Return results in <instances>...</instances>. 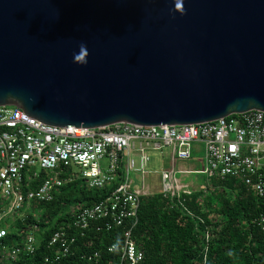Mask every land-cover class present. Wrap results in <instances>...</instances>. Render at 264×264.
<instances>
[{
  "label": "water",
  "instance_id": "95a60500",
  "mask_svg": "<svg viewBox=\"0 0 264 264\" xmlns=\"http://www.w3.org/2000/svg\"><path fill=\"white\" fill-rule=\"evenodd\" d=\"M181 126L264 112V0H0V107Z\"/></svg>",
  "mask_w": 264,
  "mask_h": 264
},
{
  "label": "built area",
  "instance_id": "2783aa9c",
  "mask_svg": "<svg viewBox=\"0 0 264 264\" xmlns=\"http://www.w3.org/2000/svg\"><path fill=\"white\" fill-rule=\"evenodd\" d=\"M200 146L202 164L196 156V165L174 166L175 160H193ZM165 148L170 150L171 168L160 172V190L155 191L143 181L136 183L133 174L142 177L152 174L148 170L149 154ZM73 166L80 173H74ZM227 179L264 199L263 111L250 110L194 125L117 123L88 129L50 126L27 116L21 109L0 107V206H3L0 224L14 215L17 217L14 220L25 219V211L31 210L32 205L52 202L61 188L74 180H81L88 189L101 194L92 205L70 212L69 222L48 241L47 248L52 254L45 256L42 264H58L74 256L77 238L86 236L91 229L121 232L120 244L115 242L107 247L108 253L117 251L113 264H141L144 251L134 240V230L145 197L160 194L171 209L178 208L204 224L190 210L188 200L211 190L213 180ZM38 181L39 185L32 189ZM38 222L29 228L19 245L6 247L0 243L1 264L16 261L22 253L35 254L40 243ZM258 224L264 230L263 217ZM208 233L205 228L203 264ZM7 234L8 226H0V241ZM81 259L85 264H100L102 254L85 252Z\"/></svg>",
  "mask_w": 264,
  "mask_h": 264
},
{
  "label": "trees",
  "instance_id": "16d2710c",
  "mask_svg": "<svg viewBox=\"0 0 264 264\" xmlns=\"http://www.w3.org/2000/svg\"><path fill=\"white\" fill-rule=\"evenodd\" d=\"M39 183L35 182L32 189ZM211 184V190L193 195L187 202L204 224L178 208L171 209L160 194L142 200L139 223L134 230V240L144 251L141 264H203L205 228L209 232L206 264H264V230L258 224L259 219L264 218V199L232 179L213 180ZM100 195L88 189L81 180H74L62 187L52 202L32 205L25 219L13 221L0 243L6 247L19 245L38 220L39 246L35 254L22 253L10 264H42L44 257L52 254L47 248L48 241L69 222L70 212L92 205ZM2 209L0 206V211ZM120 234L118 230L96 232L91 229L86 236L77 238L75 255L58 264H85L82 253L95 251L102 254L100 264H113L117 251L108 253L107 247L115 242L120 244Z\"/></svg>",
  "mask_w": 264,
  "mask_h": 264
},
{
  "label": "rangeland",
  "instance_id": "374dc122",
  "mask_svg": "<svg viewBox=\"0 0 264 264\" xmlns=\"http://www.w3.org/2000/svg\"><path fill=\"white\" fill-rule=\"evenodd\" d=\"M196 154V153H195ZM194 154V159L191 161H181V160H175L174 166L176 168L178 167H184L188 168L189 166L196 165V156L198 157L197 160L199 161L200 164L203 163V148L200 146V152L197 153L196 155ZM171 168V163H170V150L168 148L163 149L161 152L155 151L151 152L149 154V164H148V170L152 172L151 175L143 176L139 173L133 174V179L136 183H142L146 182L149 184V186L154 189L155 191H159L160 188V172L162 170H169ZM39 169V167H37ZM72 171L75 173H80V169L73 166ZM200 179H203V177H200ZM199 182H203L202 180ZM194 188H196V184L194 185ZM30 211V209L26 210L25 213L27 214ZM25 214V216H26ZM17 218L15 215L12 216L11 218L7 217L1 224L0 226H8V230L10 231L11 225L14 221V219ZM2 261H5V258L2 259Z\"/></svg>",
  "mask_w": 264,
  "mask_h": 264
}]
</instances>
